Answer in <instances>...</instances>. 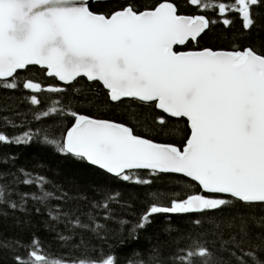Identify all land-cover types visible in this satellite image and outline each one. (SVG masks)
I'll list each match as a JSON object with an SVG mask.
<instances>
[{"label":"snow or ice","instance_id":"obj_1","mask_svg":"<svg viewBox=\"0 0 264 264\" xmlns=\"http://www.w3.org/2000/svg\"><path fill=\"white\" fill-rule=\"evenodd\" d=\"M218 23L231 39L213 37ZM262 29L264 0H0L3 88L28 90L33 106L41 104L40 94H54L34 119L68 121L59 136L54 129L24 131L11 139L0 134V142L31 146L35 136L64 168L105 181L153 182L137 170L184 179L179 191L149 193L153 199L121 241L135 243L155 214L187 215L191 227L177 238L187 243L171 264H264V215L252 214L264 209ZM34 71L46 79H34ZM78 78L98 86L110 115L91 110L97 95L64 102L82 92ZM23 175L22 183L36 190L17 192L14 201L8 186L0 187L9 207L52 197L44 177ZM98 188L105 197L95 207L110 219V204L121 194L107 183ZM49 215L97 235L104 230L91 216L83 223L60 208ZM0 247L13 250L12 264H117L102 248L50 260L37 238L23 256L19 241ZM140 264H163L160 250L152 248Z\"/></svg>","mask_w":264,"mask_h":264},{"label":"trees","instance_id":"obj_2","mask_svg":"<svg viewBox=\"0 0 264 264\" xmlns=\"http://www.w3.org/2000/svg\"><path fill=\"white\" fill-rule=\"evenodd\" d=\"M140 2L152 3L153 0ZM179 2L183 3V0ZM236 27L239 28L238 23ZM259 34L264 35V29ZM217 35L231 39L229 31L219 23L215 25L213 37ZM33 76L38 80L46 79L39 71H34ZM78 79L80 83L76 84V87L82 92L69 93L63 98L64 102L71 100L76 103L83 94L97 95V107L91 110L97 115H110V108L103 104L104 93L96 91L98 86L88 82L86 78ZM29 95L28 90L4 89L0 82V134H5L11 139L22 135L24 131L35 134L40 130L54 129L59 136L63 125L68 123L67 120L43 119L38 122L33 115L37 109H44L51 99H55L54 94H40L38 99L41 104L38 106L31 105ZM116 115L119 116L120 113L117 112ZM180 138L181 136L176 137L177 140ZM41 147L35 136L31 146L0 142V187L8 186L12 200H18L17 192L36 190L34 186L22 183L25 172L30 173L31 177H44L45 189L53 194L42 204H37L29 198L23 209H13L0 199V244L19 241L25 247L16 251L23 256L31 239L37 238L43 246L42 250L49 254L50 260L58 257L80 258L89 255L93 248H102L115 256L117 264H140V261L149 257L151 249L155 247L160 250L163 264H171L169 257L175 253L178 246L183 247L187 243L183 240L177 243L178 236L187 233L191 227L187 215L155 214L151 226L138 233L139 238L135 243L128 239L121 241L120 238L127 236V228L137 221L147 203L153 199L149 193L179 191L183 187L184 179L163 174L153 178L148 176L147 170H137L138 175L152 179L153 182L150 185H136L116 180L105 181L102 177L88 174L84 170L72 171L64 168L50 153L41 151ZM105 183L121 194L118 203L110 204V219L106 218L109 214L102 207H95L98 202L104 201L105 191L99 189L98 185ZM61 196L64 198L58 199ZM56 208L73 212L83 223H88L91 216L104 230L97 235L90 229L79 228L75 222L66 225L63 218L53 220L49 211ZM252 214L264 215V209L255 208ZM204 229H211V225L206 223ZM61 236L65 239L61 240ZM207 239L213 240L214 237L209 235ZM12 251L11 248L0 247V264H12Z\"/></svg>","mask_w":264,"mask_h":264}]
</instances>
